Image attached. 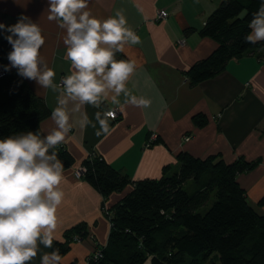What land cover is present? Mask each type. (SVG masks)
<instances>
[{
	"label": "crops",
	"instance_id": "0c3cea01",
	"mask_svg": "<svg viewBox=\"0 0 264 264\" xmlns=\"http://www.w3.org/2000/svg\"><path fill=\"white\" fill-rule=\"evenodd\" d=\"M219 2L88 0L87 10L100 20L121 11L127 21L126 27L140 37L141 43L124 44L120 51L135 64L125 87L130 96L151 101L149 107H140L128 102L122 93L117 97L119 103L114 104L115 93L106 90L100 106L94 107L67 98L63 92L61 81L72 71L63 42L66 30L60 28L57 21L48 19V0H0V23L14 25L20 15H25L41 28L44 44L40 49L39 67L41 71L46 66L56 72L53 84L59 90L53 91L35 79L19 76L43 98L51 113L55 107L62 106L69 116L71 130L62 144L74 160L63 171L60 188L64 196L56 211L53 241L61 240L63 231L79 222L86 224L88 234L70 243L67 252L61 256L62 264L72 260L75 264H87V256L97 245L105 244L108 236L110 223L102 203L111 206L131 188L127 185L104 197L83 177L75 176L74 170L82 166V160L92 151L131 179L158 177L164 166L174 164L175 167V157L180 150L199 157L219 153L228 162L238 156L259 159L252 170L238 175V181L249 201L264 195L263 61L254 54L231 58L220 72L194 85L189 84L183 73L217 45L211 37L201 36L196 31L185 34L184 28H200ZM160 9L168 12L163 19L157 17ZM0 35L7 33L0 31ZM60 99H67V104L59 105ZM114 107L118 108V114L109 120L108 133L97 136L95 132L100 125L95 114L99 112L103 117L107 109ZM198 112L207 117L203 126L195 125L192 120ZM85 115L95 124V129L91 125L81 127ZM40 126L46 136L57 128L51 114ZM153 132L156 139L147 145ZM37 243V256L29 264H41V257L51 253V248ZM142 264L151 263L148 259Z\"/></svg>",
	"mask_w": 264,
	"mask_h": 264
},
{
	"label": "trees",
	"instance_id": "16d2710c",
	"mask_svg": "<svg viewBox=\"0 0 264 264\" xmlns=\"http://www.w3.org/2000/svg\"><path fill=\"white\" fill-rule=\"evenodd\" d=\"M262 2L220 0L200 28H184L185 34L196 31L217 43L207 56L183 70L190 85L220 72L231 58L254 54L264 63V41L250 44L245 39ZM11 50L0 35L3 66L8 65ZM114 58L128 60L120 51ZM50 114L43 98L13 68L4 70L0 76V139L29 131L43 139L46 135L40 123ZM192 120L197 126L207 123L201 112ZM52 151L57 152L64 169L73 163V155L63 144L49 154ZM176 160L179 167L171 174L166 173V165L158 177L137 179L93 151L82 160L81 177L102 196L131 185L111 206L102 203L110 223L108 236L105 244L97 245L87 256V264H142L148 259L151 264H264V211L258 212L250 204L238 181L239 174L252 170L260 160L238 156L228 162L219 153L199 157L186 150L177 152ZM257 203L264 206V195ZM87 234L86 224L79 222L65 229L61 240L53 241L51 252L58 249L62 256L72 241ZM97 254L99 259L94 258Z\"/></svg>",
	"mask_w": 264,
	"mask_h": 264
},
{
	"label": "clouds",
	"instance_id": "9594fccd",
	"mask_svg": "<svg viewBox=\"0 0 264 264\" xmlns=\"http://www.w3.org/2000/svg\"><path fill=\"white\" fill-rule=\"evenodd\" d=\"M87 9L88 0H48V19L66 30L63 42L72 71L61 81L64 94L81 104L99 107L102 94L111 90L115 93L114 104L119 103L117 97L123 93L133 105L149 107L151 101L130 96L125 87L135 70L134 62L114 58L116 52L123 51L124 44L141 43L140 37L126 27L121 11L100 20ZM249 28L247 43L264 41V2L253 14ZM0 31L7 33L5 39L12 46L4 70L15 68L21 77L58 91L53 84L56 72L46 66L41 71L39 67L44 36L38 24L20 15L14 25L0 23ZM58 104L66 105L67 99L58 100ZM51 115L57 128L43 139L31 131L0 139V264H29L37 256L38 241L52 248L56 211L64 196L60 188L64 165L57 152L49 154V150L64 142L71 125L65 107H55ZM95 118L100 125L95 134H107L115 112L107 110L103 117L97 112ZM80 125L95 129L87 115ZM60 260L56 249L44 254L41 264H60Z\"/></svg>",
	"mask_w": 264,
	"mask_h": 264
},
{
	"label": "built area",
	"instance_id": "2783aa9c",
	"mask_svg": "<svg viewBox=\"0 0 264 264\" xmlns=\"http://www.w3.org/2000/svg\"><path fill=\"white\" fill-rule=\"evenodd\" d=\"M167 13L168 12L166 10L160 9L158 11V16L157 17L163 19V18L166 17ZM3 73H4V66L0 62V76L3 75ZM107 110H113L115 112V116L118 114V108L117 107H114V108H111V109H107ZM154 139H156V134L153 132V133H151L149 135V138L147 140V145H149L150 143H152L154 141ZM74 172H75V174L77 176H80L84 172V167L83 166H80L79 168L75 169Z\"/></svg>",
	"mask_w": 264,
	"mask_h": 264
},
{
	"label": "rangeland",
	"instance_id": "374dc122",
	"mask_svg": "<svg viewBox=\"0 0 264 264\" xmlns=\"http://www.w3.org/2000/svg\"><path fill=\"white\" fill-rule=\"evenodd\" d=\"M176 158V157H175ZM177 161V160H176ZM178 167H179V164H178V162H177V165L174 167V164H170L169 165V168L166 170V173L167 174H171L172 172H174L175 170H177L178 169ZM73 174H75V172H73ZM75 176H77L76 174H75ZM81 176V175H80ZM79 177V176H78ZM189 181H191L190 179H189ZM259 199V198H258ZM258 199L257 200H255V201H252V200H250V201H252V202H250L249 200V202H250V204L258 211V212H263L264 211V206H260L257 202H258ZM211 203V199L208 201V204L207 205H209ZM206 205V206H207ZM205 207V206H204ZM90 255V254H89Z\"/></svg>",
	"mask_w": 264,
	"mask_h": 264
}]
</instances>
